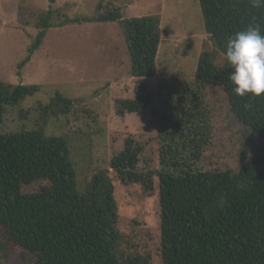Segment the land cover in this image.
<instances>
[{
	"label": "trees",
	"instance_id": "1",
	"mask_svg": "<svg viewBox=\"0 0 264 264\" xmlns=\"http://www.w3.org/2000/svg\"><path fill=\"white\" fill-rule=\"evenodd\" d=\"M199 2L210 39L224 55L235 32L249 24L264 30V8H252L250 0ZM116 21L123 25L132 76H155L160 16L125 18L121 7L104 10L102 5L94 16L72 18L50 7L22 64L31 60L50 28ZM216 57V52L201 55L194 81L159 88L162 110L153 107L161 126L159 168H139L145 148L133 137L111 160L125 185L142 183L152 193L158 176L164 264H264V95H234L228 80L232 69L227 61L216 64ZM39 91L38 84L0 81V228L6 239L35 254L38 264H150V255L121 250L125 236L118 228L109 169L96 172L82 191L65 136L42 128L2 132L7 108ZM155 99L141 84L137 97L117 102V113L142 114ZM74 105L73 98L57 91L42 105V114L67 115ZM225 133L235 135L245 158L238 167H210L208 159L220 156L219 138ZM34 185L39 187L28 189Z\"/></svg>",
	"mask_w": 264,
	"mask_h": 264
},
{
	"label": "rangeland",
	"instance_id": "2",
	"mask_svg": "<svg viewBox=\"0 0 264 264\" xmlns=\"http://www.w3.org/2000/svg\"><path fill=\"white\" fill-rule=\"evenodd\" d=\"M100 5L104 10L121 7L125 18L160 16L162 43L155 76H132L120 21L50 28L31 60L22 64L39 32L40 18L50 7L60 8L72 18L94 16ZM60 19L55 17L56 22ZM205 52H216L218 65L226 62L206 30L199 0H0V81L40 86L36 95L7 108L2 132L42 128L49 135L65 136L82 191L96 172L109 169L118 201V228L125 236L121 250L150 255V264H164L159 178L154 177L152 193L142 183L125 185L111 168V160L123 150L126 139L133 137L145 148L139 168L160 167L161 126L153 112L154 106L161 109L158 90L161 85L194 81L199 58ZM141 84L154 93L155 103L142 114L119 115L117 102L137 97ZM57 91L73 98L74 108L67 115L49 114L46 118L41 107ZM219 140L223 148L216 154L220 156L210 157L209 166L238 167L245 157L235 135L225 133ZM0 264L38 263L35 254L9 243L0 228Z\"/></svg>",
	"mask_w": 264,
	"mask_h": 264
},
{
	"label": "clouds",
	"instance_id": "3",
	"mask_svg": "<svg viewBox=\"0 0 264 264\" xmlns=\"http://www.w3.org/2000/svg\"><path fill=\"white\" fill-rule=\"evenodd\" d=\"M250 4L264 8V0H250ZM225 59L232 69L228 80L234 95H264V30L259 24H249L228 38Z\"/></svg>",
	"mask_w": 264,
	"mask_h": 264
}]
</instances>
